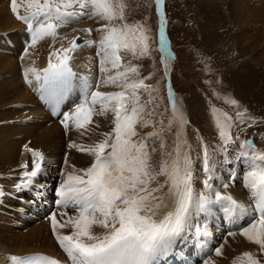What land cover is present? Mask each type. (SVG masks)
<instances>
[{"label": "snow or ice", "instance_id": "6c2138e0", "mask_svg": "<svg viewBox=\"0 0 264 264\" xmlns=\"http://www.w3.org/2000/svg\"><path fill=\"white\" fill-rule=\"evenodd\" d=\"M156 2L159 5L161 0ZM24 4L27 13L24 16L18 14L17 0H11V10L26 24L31 37L30 46L45 37L56 39L58 28L80 17L103 21L96 30L100 33L99 40L86 43L97 46L103 85L120 89L102 92L99 90L101 81H97L96 90H92V85L85 78L80 102L72 111L64 112L61 120L66 130L69 122L78 129L84 128L97 114V106L98 114L110 112L113 116L111 131L102 133L103 139L86 149H78L93 157L91 165L68 172L57 189V205L65 209L71 207L76 212L62 224H58L55 213L50 217L53 235L71 264H160L161 258L168 255L173 244L189 227L193 211L207 212L213 204L221 205L229 215L249 217L240 234L258 245L260 252L264 253V151H257L250 140L239 144L237 160L245 165L243 184L253 205L251 212L230 194L213 187L211 181L215 165L211 163L206 147L203 153V170L207 177L203 180L204 190L197 192L194 189L191 146L182 131L187 121L172 99L171 91V115L167 123L163 113L159 119L153 120L159 105L149 106L153 105L155 98L152 93L157 89L144 83L147 77L140 78L138 67L131 60L127 64L122 63L121 53L130 54L132 59L147 54L150 39L149 30L143 24L128 23L125 0H24ZM84 31L91 33L90 29ZM159 45L161 53H164L162 28ZM77 47L76 40L71 41L69 47L58 50L57 62L50 59L43 70L25 68V82L32 83L29 79L31 74L41 89L59 91L62 98L75 75L68 61ZM161 63H164L163 56ZM141 91L148 93V99L143 102ZM230 103L235 105L236 101ZM218 111L212 109L214 117ZM242 117L243 113L238 112L236 119L241 120ZM173 125L176 130L169 145L164 134L165 131L171 132ZM149 126L152 131L144 135L137 132V127ZM216 127L225 146L234 142L230 135L232 117L224 114L223 121L217 118ZM149 141H152L151 146ZM157 141L158 148L155 146ZM29 151L34 158L32 169L23 173L17 189L27 187L41 170L43 155L39 151ZM157 151L159 161L154 163L153 155ZM222 151H227L226 147ZM160 177H163L162 181ZM223 187L227 189L228 184H223ZM0 195H3L2 191ZM65 215L66 212L61 213V216ZM58 226L71 227V233L59 234ZM93 227L101 228L102 232H93ZM195 235L208 237L210 233L207 226L196 227ZM216 255H221L219 248ZM9 259L11 264H59L41 253L11 256ZM233 264H261V261L252 253L245 252Z\"/></svg>", "mask_w": 264, "mask_h": 264}, {"label": "bare ground", "instance_id": "6f19581e", "mask_svg": "<svg viewBox=\"0 0 264 264\" xmlns=\"http://www.w3.org/2000/svg\"><path fill=\"white\" fill-rule=\"evenodd\" d=\"M9 1L10 0H0V25L9 22L11 27L15 28V20H12L6 9ZM209 1H211V3L204 6L205 12L212 16L218 15L220 22L224 19L222 10L223 5L225 7V11L231 15V19L237 18V14L239 13L242 18L247 21L249 24L248 29L239 34L242 38H244V43H247V41L255 43V39L258 43L260 42L258 41L259 39L264 40V28L259 26V20H262L264 24V0H261V2L258 0H230L229 3V0H208V2ZM23 5L25 6L24 2ZM84 18L87 20L83 21L82 17H80L81 21L77 22L72 27L69 26L68 23L63 27L58 28L56 31V39H53L52 37H45V40L38 41L34 46H30L31 44L29 43H31V41L28 42L27 37H29V35L26 29V24L23 22L22 23L26 31L19 30L17 32L23 36L22 40L26 42V45L18 48L13 44L10 37L0 36V45L5 41L10 44V52H8V50L0 51V191L3 193V195H0V200L10 193H17V190H19L16 185L21 183L23 174H17L16 165H26L23 169L27 168L25 171L30 170L31 167L28 168L29 160H33V156L32 153L29 154V149L46 152L52 163L58 162L63 158H57L54 153L55 149L62 145V132H58V127L55 122L50 120L46 113L41 109L40 105H38L34 94L37 91L39 83L31 76V74L29 75V79L32 83L29 84L25 82L23 72L25 68L33 67L40 71L48 65L50 59L53 63H56L58 59V50L69 47L70 42L75 40L73 36L77 34L78 37H84L85 40L81 45H78L74 52L71 53V58L68 61L69 67L75 75L71 80V89L66 100L67 105L62 109L59 115L61 116L64 112L72 111L74 105L80 102L81 85L85 78L92 85V90H96V87H94L93 84L96 85L97 81H101L100 91L109 92L112 87L111 92L119 91V88L115 86L103 85V74L100 71V58L97 55V46L95 43L92 45L86 43V41L90 40L98 41L100 33L96 31L97 29L93 28L95 35L92 36L91 33L89 34L84 31V27L85 29H88L90 26L99 27V25L104 22L96 18L90 20H88L87 17ZM232 23L235 27L246 26L243 20H233ZM253 24H255V29L252 31L251 27ZM237 40L239 43L241 38L237 37ZM240 47L242 50L241 45ZM165 54L168 57H171V53L168 51L166 44ZM121 55L123 57L122 63L127 64V62L131 60L129 54L121 53ZM256 59H258V57H256ZM131 62L135 65L133 60ZM257 64L260 65L258 62ZM258 65H256V67ZM163 68L165 69V65H163ZM146 94V92L141 91V99ZM172 99L178 108H180V105H178L176 100L182 101L183 99L181 96L172 95ZM97 110L99 111V106L97 107ZM10 119H13L15 122H24V125L11 124L13 122L10 121V123L5 126L3 122ZM58 119L59 118L57 116L53 120L57 121ZM112 119L113 116L110 112L103 117L100 115H93L90 125H93L101 130L111 131L112 127L109 124V120ZM183 132H185V130ZM82 133L83 128L78 129L73 126L71 122H69L66 142L71 143L80 141V146L75 150V153H72V155L77 158L76 167L87 168L91 165L93 157L90 156L87 151L78 150L87 148V146L82 143ZM185 135L189 141L190 137H193L191 132L186 133ZM261 136V140L260 136H258L259 138H256V143L259 146L260 144L264 145V134ZM101 139H103V136L95 128H86L85 141H89L94 144ZM172 140L173 137L170 136L169 140L166 142L171 145ZM149 144L151 146L152 141H149ZM155 146L158 148V144ZM64 151L66 161L69 148L64 149ZM262 151H264V146ZM156 159L157 153L153 155L154 163H157ZM226 160L228 166L231 167L230 171H232V167L233 171L237 170L236 164L238 163V160L235 155L227 156ZM194 167L193 187L197 192H200L204 190L203 180L207 177L205 176L204 171L198 166L197 162L194 163ZM3 171L5 172L4 175L1 174ZM38 174L36 176L37 179L32 178V182L27 187H21L20 189L23 191L35 190L37 193L40 191V193H38V197L34 196V203L30 201L27 206L30 210H32V216L41 219L42 223L41 225H37L38 227L34 226V228H29L20 234L16 230L12 229L10 225L4 227L5 225L3 226L1 225L3 223H1L0 264H11L9 259L11 256L19 257L22 254L36 251L47 254L57 261L71 264V261L61 249L59 243L53 235L50 217H45V215L50 213L53 215V213H55L58 224H62L69 216L76 215V212L71 207L65 209L57 206L52 209L51 206L53 203L51 199H53V196L51 195L48 198V195L50 194L46 189V187H48V182L46 181V183L41 187V179L38 177ZM223 176L225 179L222 178ZM228 178L231 179V177ZM62 179L64 178L61 177V180ZM159 180L162 181L163 177H160ZM211 183L213 187L218 189L221 193H228L234 198H239L241 202L245 204L244 206L251 212L253 205L249 199L248 190L245 189L244 185L243 190L240 185H232L229 180L226 179V173H222V170H217V168H214V178ZM223 184H228V188L225 189ZM47 209H51V212H47ZM65 212L67 215L61 216V213ZM220 215L222 216V219H224L225 225L229 226L228 228L235 229L237 223L233 221L234 215L225 213L221 205L213 204L209 206V211L207 212L193 211L190 225L181 235L180 240L184 243H197L201 237H197L195 235L196 227L204 228L207 226L208 231L213 229L215 226L219 227L220 224L216 220L219 219ZM248 218L249 217H246L245 221H247ZM92 230L95 233L102 232V229L99 227H93ZM57 232L61 235H69L71 233V227L61 228L58 226ZM236 234L239 235L238 238L227 235L231 237H228L229 239L220 245L219 249L221 250V255L217 256L215 254V256L209 260V264H233L236 258L242 256L245 252L252 253L258 260L261 261V264H264V253L260 252L259 246L255 243L249 242L240 233L238 234V232H236L234 235Z\"/></svg>", "mask_w": 264, "mask_h": 264}, {"label": "rangeland", "instance_id": "374dc122", "mask_svg": "<svg viewBox=\"0 0 264 264\" xmlns=\"http://www.w3.org/2000/svg\"><path fill=\"white\" fill-rule=\"evenodd\" d=\"M258 1L261 2V0ZM23 2L24 0H17L18 14L21 16L27 14ZM229 2L230 0L228 3ZM125 3V16L128 23L139 22L149 30L148 36L150 39L148 41V53L138 59H132L130 54L129 56L131 61L133 60L135 63V66L138 67L139 76H142V74L146 72L151 73V75L145 76L147 79L144 80V83L152 85L157 89V91L152 93V96L155 98L153 105L149 106L151 108L157 104L159 105V107L155 109L157 115L152 117L153 120L159 119L160 114L163 113L165 123H167V118L171 115L170 105L167 101L168 89L170 86L175 88L183 99L182 101H176L178 105H180L179 109L184 119L186 121L190 119L192 121L190 122L191 124L198 126V130L190 128V130L195 133H198L201 128L204 131H211L209 120L214 116L212 109L215 108L218 110V105L220 104L229 108L230 117H234L240 112L243 113V115H254L264 119V40L259 39V43L256 39L255 43L249 41H247V43L243 42L244 38L239 34L246 31L249 24L239 13L237 14V18L231 19V15L225 11L223 5L222 10L224 19L220 22L218 15L212 16L205 12L204 6L211 3V1L208 2V0H161L159 5L156 0H125ZM6 9L12 20H15V28L11 27L9 22L0 25V36L10 37L13 44L21 48L23 45H26V42L22 40L23 36L18 34L17 31L25 30V27L22 21L17 19L16 15L13 14L11 10V0L8 2ZM82 20L86 21L87 19L82 17ZM88 20L90 19L88 18ZM161 20H163V25H161ZM233 20H243L246 26L235 27L232 23ZM259 26L264 28L262 20H259ZM161 28L167 33L170 42H172L171 47L174 46L176 53L174 61H172V55L168 57L164 52L162 53L164 63H161V52L157 49ZM254 29L255 24L251 27L252 31ZM91 34L92 36L95 35V33ZM237 37L241 38L239 43ZM43 40H45V38L39 41ZM240 45L242 46V50ZM0 46V51L8 50V52H10V44L6 41ZM204 54L207 55V60L205 65L202 66L200 60H202ZM256 57H258V59H256ZM257 62L260 63V65H258ZM162 65H167V69H165L168 74H166L167 72H165ZM256 65L258 66L256 67ZM206 74L208 75L206 76ZM166 75H170V78L168 79ZM198 85H201L205 91L201 93V89L200 91L197 90L196 86ZM111 90L109 92H111ZM176 95L177 94H175V96ZM205 97L209 99V102L205 100ZM147 99L148 93L141 101L143 102ZM232 100L236 101L235 105L230 103ZM98 112L97 110V114L94 115H99ZM223 112H228V109L219 110L217 113ZM8 122H10V120H6L3 124L6 126L9 124ZM109 122L112 127V120H109ZM261 124L264 123L262 122L259 125ZM253 127L259 131L258 136H260L261 140V135L264 134V126L249 125L246 131L249 132ZM86 128H95L100 134L109 132L107 130L98 129L90 125V123L87 124L83 128L82 133V143L87 147L90 146V142L85 141ZM148 129L152 131L151 126L146 128L137 127V132L142 135L145 134L144 132H147ZM175 130L176 126L173 125L171 132L165 131L164 135L166 141L169 140L170 136L173 137ZM184 130L185 132H183V134L187 139L185 134L190 132L187 125L183 128V131ZM59 131L61 130L58 127V132ZM239 132L241 134L242 130H239ZM233 135L235 136V134ZM258 136L256 138H259ZM205 137L208 139L212 138L209 135ZM66 138L67 136L62 138V145L54 151L57 158H63L61 160L58 159V162L52 163V168H60L61 165H63L66 169L65 174L73 171V169H84V167H76L77 158L72 155L80 146V141L68 143L66 142ZM187 140L190 145L194 144V135L190 137V141L189 139ZM199 141H201L200 138ZM72 144L77 145V147H70ZM156 144H159V142L157 141ZM66 148H69V153L65 161L64 149ZM214 148H217V144L214 145ZM158 161L159 151H157L156 162ZM18 165L20 164L16 166ZM19 169L20 168L16 167L18 175L25 172V169ZM31 169L32 167L29 171H31ZM228 169L230 170L231 167L229 166ZM51 177H53L57 183L59 181L62 183L63 181V179L61 180V176L57 174L51 175L49 177L50 180ZM33 178L37 179L36 177ZM63 178H65V176H63ZM40 179V185L42 187L47 179ZM38 193H40V191H38ZM38 193L35 190L23 191L19 189L17 193H10L3 197L0 200V224L3 223L1 225H5L4 227L10 225V227L19 232V234L29 228L31 229L34 228V226L41 225L42 220L32 216V210L27 206L30 201L34 203V196L38 197ZM56 196L57 194L54 195V197ZM45 217H49V214L45 215ZM221 219L222 216L220 215L219 219L216 221L220 224L222 222ZM218 228L227 231V235H229V233H240L239 229H233V232H231L232 229L227 227H220L219 225ZM231 236L239 237L237 234ZM231 236H225L221 244ZM215 254L212 257H214Z\"/></svg>", "mask_w": 264, "mask_h": 264}, {"label": "water", "instance_id": "95a60500", "mask_svg": "<svg viewBox=\"0 0 264 264\" xmlns=\"http://www.w3.org/2000/svg\"><path fill=\"white\" fill-rule=\"evenodd\" d=\"M255 133H256V130H252L250 136L247 138V140H250L252 142L253 146H256V144H254L252 140V137ZM257 148H260V146H258Z\"/></svg>", "mask_w": 264, "mask_h": 264}]
</instances>
